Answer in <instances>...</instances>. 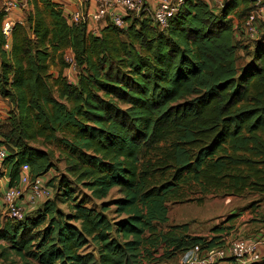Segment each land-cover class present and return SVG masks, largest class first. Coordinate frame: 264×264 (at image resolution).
Masks as SVG:
<instances>
[{
    "label": "trees",
    "instance_id": "trees-1",
    "mask_svg": "<svg viewBox=\"0 0 264 264\" xmlns=\"http://www.w3.org/2000/svg\"><path fill=\"white\" fill-rule=\"evenodd\" d=\"M255 1L185 0L166 28L128 13L125 25L105 18L93 32L69 23L52 0H27L32 9L12 25L7 50L0 12L7 188L24 164L34 178L63 162L62 175L45 181L50 197L21 219L0 213L3 262L143 264L159 249L168 258L225 246L233 227L223 223L207 237L186 223L157 224L168 221L169 202L189 193L199 201L208 193L264 194V20L255 37L243 22ZM68 179L99 206L77 197ZM113 188L119 196L104 201ZM244 237L264 239V230Z\"/></svg>",
    "mask_w": 264,
    "mask_h": 264
},
{
    "label": "built area",
    "instance_id": "built-area-1",
    "mask_svg": "<svg viewBox=\"0 0 264 264\" xmlns=\"http://www.w3.org/2000/svg\"><path fill=\"white\" fill-rule=\"evenodd\" d=\"M93 9L75 8L68 17L69 23L85 22L103 23L105 18L117 25H125V15L140 16L148 15L160 28H166L170 18L176 14L183 6L185 0H93ZM2 12L4 16L20 6L19 0H1ZM264 20V2L256 0L254 8L244 19V27L250 37L257 35V19ZM12 21L5 18L1 26V33L6 39L4 49H9V37L12 29ZM94 32V29H91ZM65 60L70 64V69H74L73 56L69 51L65 54ZM2 99L0 97V108ZM6 151L0 148V162L5 157ZM51 196V190L45 185L42 176L31 178L27 164L21 166L19 181L14 186L8 187L3 191L2 202L6 215L15 219H21L25 210L35 208L38 203ZM5 214V213H4ZM259 240L240 239L233 246L230 243L223 248L210 250L209 253L199 256L201 252L198 247L191 248L183 253L182 264H215L226 259L234 258L239 264H262L259 248L264 245V239Z\"/></svg>",
    "mask_w": 264,
    "mask_h": 264
},
{
    "label": "rangeland",
    "instance_id": "rangeland-1",
    "mask_svg": "<svg viewBox=\"0 0 264 264\" xmlns=\"http://www.w3.org/2000/svg\"><path fill=\"white\" fill-rule=\"evenodd\" d=\"M213 7H220V5L225 0H208ZM20 5L23 3L22 0H19ZM39 5H41L39 3ZM22 9V14L25 15L28 10L32 9V5H23L20 7ZM237 22V21H236ZM262 28L261 31L263 30ZM261 35V32H260ZM258 34V36L260 37ZM257 36V37H258ZM256 37V38H257ZM258 37V38H259ZM248 43V41L244 42ZM247 44V45H248ZM247 63L246 57L241 56L239 58V64L241 66ZM50 71L53 73L56 71V66L51 65ZM66 76L70 81L73 80L75 76L74 69H66ZM8 106L6 105L5 111L7 112ZM4 111V109H3ZM39 147V146H38ZM41 148L43 146H40ZM45 147V146H44ZM52 148L54 150L55 156L59 157L58 147L55 145H46L45 147ZM58 170H52L47 173L43 178L47 181L52 175L60 177L62 175L63 162H58ZM68 183L73 187L74 193L77 197L84 199L88 202L89 205L95 204L99 206L100 201L92 200L90 194L87 190L81 188L80 186L72 183V180L68 179ZM189 196L178 202H169L168 203V221L166 223L157 224L158 228L166 230L173 225L177 224H188L189 232L193 235H202L210 236L211 229L219 224H224L226 227H233L230 230L229 235L226 237L227 245L230 243L231 246L236 244L235 242L240 239H248L244 236L255 234L259 231L264 230V194L259 193H249L246 192L240 196L238 195H225L220 193H208L205 196L201 197V200H197L200 197V193H189ZM119 196V193L116 188L111 189L109 194L104 201L111 202L112 199H115ZM3 203V202H2ZM62 208L66 210L65 205H62ZM114 206H110V210L107 211L109 216L114 215L113 213ZM4 211V206H3ZM2 215H6V212L0 210ZM27 210L24 211L26 213ZM5 213V214H4ZM233 217V220L230 221ZM229 227L227 230H229ZM251 240H259L256 238H251ZM210 251H202L199 256L205 255ZM259 252L264 256V245L259 248ZM183 253L180 255H175L173 257H164L162 249H159L155 254V259L151 262L144 261L143 264H182L181 258ZM0 264H9L3 262L0 259ZM215 264H227L224 261Z\"/></svg>",
    "mask_w": 264,
    "mask_h": 264
},
{
    "label": "crops",
    "instance_id": "crops-1",
    "mask_svg": "<svg viewBox=\"0 0 264 264\" xmlns=\"http://www.w3.org/2000/svg\"><path fill=\"white\" fill-rule=\"evenodd\" d=\"M22 1L23 3L18 8L10 11L7 14V17L3 16V20L1 24L4 22L5 18L10 19L13 24L16 22H23L24 15L22 14V9H20V7L23 6L24 4L28 5V3H27V0H22ZM52 1L60 5V7L62 8V13L64 17L66 18V20H68L70 13L77 7H83L84 9H87V8L93 9L95 7V3L93 0H52ZM148 1L152 3L154 2V0H148ZM1 8H2V2L0 0V12L2 11ZM88 28L90 30L96 29L95 23L88 24ZM4 114H5V111L0 110L1 117L4 116ZM4 172H5V169L1 168V163H0V187L2 191H4L7 188V182H8V179L4 175ZM1 200H0V203L2 202ZM0 210L2 211V213L4 212L2 207H0Z\"/></svg>",
    "mask_w": 264,
    "mask_h": 264
}]
</instances>
